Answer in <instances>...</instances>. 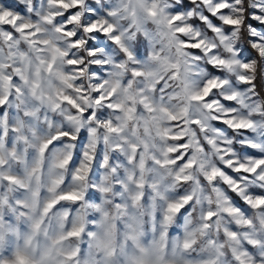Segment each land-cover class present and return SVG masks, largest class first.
<instances>
[{
	"label": "clouds",
	"instance_id": "1",
	"mask_svg": "<svg viewBox=\"0 0 264 264\" xmlns=\"http://www.w3.org/2000/svg\"><path fill=\"white\" fill-rule=\"evenodd\" d=\"M0 264H264V0H0Z\"/></svg>",
	"mask_w": 264,
	"mask_h": 264
}]
</instances>
